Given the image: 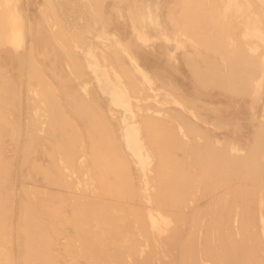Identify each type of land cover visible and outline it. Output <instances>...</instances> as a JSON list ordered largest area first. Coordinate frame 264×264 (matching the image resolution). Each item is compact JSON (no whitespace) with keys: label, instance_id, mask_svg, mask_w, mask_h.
I'll return each instance as SVG.
<instances>
[{"label":"rangeland","instance_id":"rangeland-1","mask_svg":"<svg viewBox=\"0 0 264 264\" xmlns=\"http://www.w3.org/2000/svg\"><path fill=\"white\" fill-rule=\"evenodd\" d=\"M47 1L17 2L25 21L22 31H27L25 45L19 49L23 63L10 61L4 54L8 48L0 46V264H238L239 260L242 264H260L258 253L261 252L257 245L263 241L259 209L264 208V180H261L264 179V75L260 71L252 73L246 65L252 64L251 59L244 63L248 51H240L247 50L249 41L246 39L260 40L256 41L258 51L250 56H256V63L261 65L264 7L254 3L256 0L233 5L226 9H231L232 13L225 12V15L229 13L227 19L223 16L228 20L225 21L220 17L224 14V10L220 12L224 6L221 0L215 3L214 0H197L196 5L189 2L192 0H99L98 4H94L96 0ZM199 1L201 8L200 5L197 8ZM232 1L224 0V3ZM219 2L223 5L220 9L217 8ZM53 3L57 12L52 8ZM95 5L99 9L93 7ZM178 9H182L178 11L182 14L184 9L189 10L182 17L175 12ZM64 22L71 31L69 43L73 58L60 43L59 36L53 34L55 29L54 33L58 34L66 27ZM179 22L185 27L178 26ZM225 24L226 29L231 30H222L227 36L219 31ZM247 25L260 28L262 34L252 33L246 37ZM237 26L244 29L238 30ZM31 27L47 35V46L39 47L43 55L36 67L41 66V75L49 80L37 77L35 69L29 73L35 67L30 68L27 58ZM214 30L225 37H216ZM186 31L190 37L185 35ZM204 33L208 41L211 40L208 47L207 39L204 43L196 42ZM216 38H219L218 44ZM215 44L224 46L218 51ZM80 48L93 54L103 68L101 73L109 74L114 86L130 102L137 116L129 121L140 123L142 114H147L160 119L167 129L169 126L178 128V124L182 127L185 136L175 133L183 140V145L177 143L176 147H171L163 141L156 143L155 136L146 133L148 128L140 123L142 139L152 156L149 181L153 188L150 195L154 199L142 198L138 190L136 159L122 141L124 110L110 103L94 76L95 61L85 52L78 53ZM224 52L228 59L223 56ZM130 57L143 69L155 92ZM218 64L225 66L222 75L215 69ZM114 70L123 77L124 83L113 76ZM32 74L36 77L30 78ZM242 74L250 78V89L240 86L244 79H249L243 76L240 80ZM38 78L39 84L35 82ZM45 80L51 84L45 85ZM42 84L48 89L44 95L37 89ZM157 91L160 93L155 97ZM37 92L41 99L36 96ZM48 95H55L58 99L51 100L52 103L57 100V104L52 105L50 101V106L46 107L50 100ZM176 101L178 104L174 103ZM51 105L53 110L61 109L66 118L54 110L56 116H60L53 120L57 118L50 110ZM43 109L47 115L53 113L52 118L50 114L46 118ZM54 122L61 130L52 127L56 125ZM48 126L52 131L59 129L63 135L68 132L65 135L70 138L76 135L79 146L75 145L86 149L85 152L73 147L75 141L68 138L72 142V145L67 142L69 148L66 137L62 147L60 135L55 136L56 131L52 133ZM89 131L92 135L97 132L96 139ZM52 135L57 140L49 137ZM40 143L46 146L40 147ZM94 143L97 146L94 147ZM71 147L77 152L71 151ZM81 155L86 157L82 164L79 163ZM123 161L126 169L119 165ZM235 168L244 173L241 171L238 177L239 170ZM233 169L237 170L239 180L234 178ZM248 170L249 179L257 172L261 181L256 180V175L258 185L247 177L242 179V175H248ZM229 179L230 184L234 181L233 188ZM235 181L238 182L234 184ZM75 185L79 189H75ZM231 202L236 205H230ZM229 206L235 207L236 212L232 213ZM151 207L167 218L166 230L158 232L149 226L145 212ZM249 209H254L252 214L258 211L255 212L258 217L250 214ZM231 215L237 219L233 225L237 227L238 220L242 225H238L237 232L229 229ZM249 226L252 229H248ZM254 226L258 231H253ZM29 235L38 241L29 239ZM20 237L27 239L26 245L22 243L26 239L21 241ZM28 241L34 242L33 249L27 246ZM18 242L22 243L20 247Z\"/></svg>","mask_w":264,"mask_h":264},{"label":"bare ground","instance_id":"bare-ground-1","mask_svg":"<svg viewBox=\"0 0 264 264\" xmlns=\"http://www.w3.org/2000/svg\"><path fill=\"white\" fill-rule=\"evenodd\" d=\"M20 0H0V46H2L3 48H8V50L6 49V51H5V56L10 60V61H19V62H21V63H23V59H22V55L19 53L20 51H19V49L20 48H23L24 47V45H25V39L27 38V31H22L23 30V24H24V22L25 21H22V17H21V12H20V9H19V6H18V3L17 2H19ZM91 1V0H90ZM97 1V2H96ZM96 1H94L95 3L94 4H98V2H99V0H96ZM195 1H197V0H192V1H189L190 3H193L194 2V4L196 3ZM220 1V0H219ZM46 2H48L47 0H46ZM45 2V3H46ZM49 2H51V1H49ZM93 2V1H92ZM91 2V3H92ZM112 2V1H111ZM217 2V1H216ZM249 2H254V0H234V1H232V2H226V3H224V0H223V2H222V0H221V3L222 4H224V6L219 2V6L217 7L218 9H220L222 6V8L223 9H221V13L223 12L222 10H224V14L222 13V15L220 16V17H222V18H224V17H226V16H228L229 15V13H228V15L226 14L225 15V12H227V11H229L230 13H232V11H231V9L230 10H226V9H229L231 6H233V5H236V6H239V5H241V4H246V3H249ZM100 3L102 4H104V1L103 2H101L100 1ZM173 3H174V1H173ZM199 4L197 5V8H198V6L201 4V2L199 1L198 2ZM213 3H215V0H214V2ZM254 3H257V5H259V6H261V7H264V0H256ZM93 4V3H92ZM93 4V5H94ZM218 4V2L215 4V5H217ZM177 5V4H176ZM179 5V4H178ZM184 6L185 5H187V3H185V4H183ZM196 5V4H195ZM220 5H221V7H220ZM253 5V3H251V4H249L247 7L249 8V7H251ZM46 6H47V4H46ZM88 6V5H87ZM98 6V5H97ZM101 6H103V5H101ZM194 6V5H193ZM93 7H95V8H98L99 9V6L98 7H96V5L95 6H93ZM191 7V6H190ZM196 7V6H195ZM56 12H57V9H56V6L54 5V3H53V7H52ZM183 8V7H182ZM199 8H201V5L199 6ZM44 9H45V7H44ZM43 9V10H44ZM98 9L96 10V9H94V10H96V11H98ZM102 9V8H101ZM168 9V8H167ZM260 9H262V8H260ZM179 10H182V9H178L177 11L175 10V12H177V15H179V13H180V15L179 16H181V12H178ZM184 10H189V9H184ZM194 10V9H193ZM197 10V9H196ZM50 11V10H49ZM54 11V12H55ZM100 11V10H99ZM185 11V12H186ZM55 12V13H56ZM185 12L182 14V17H184L185 16ZM52 15V14H51ZM50 15V16H51ZM53 15H54V13H53ZM55 15H57V14H55ZM123 15V14H122ZM165 15V14H164ZM225 15V16H224ZM224 16V17H223ZM60 17V16H59ZM92 17V16H91ZM231 17V16H230ZM229 17V18H230ZM51 18H52V16H51ZM55 18H56V16H55ZM181 18V17H180ZM232 18V17H231ZM230 18V19H231ZM236 18V17H235ZM235 18H233L234 20H235ZM109 19V18H108ZM164 19V18H163ZM182 20H183V18H181ZM180 19V22H183L182 20ZM225 19V18H224ZM226 19H227V17H226ZM225 19V21H228V20H226ZM56 20H58V16H57V19ZM177 21H179L178 19H177ZM176 21V22H177ZM224 21V22H225ZM231 21V20H230ZM230 21L228 22V23H230ZM57 22H60V19H59V21H57ZM62 22V21H61ZM180 22L179 23H177L178 24V26H180V27H182V26H184L183 25V23H181L182 24V26H181V24H180ZM185 22V21H184ZM40 24V23H39ZM64 24H65V26L66 27H64L63 28V30H61L58 34L57 33H54L55 31H56V29H55V31L53 32V34L57 37V36H59V39H60V43L63 45V47L65 48V50H66V52L69 54V57L70 58H73V57H75L74 56V54L72 53V44H70L71 42L69 41V36H70V34H71V31H69V27H68V24L67 23H65L64 22ZM224 24V23H223ZM227 24V23H226ZM226 24H225V26H223L222 28L223 29H220L219 31H222V30H230V25H228V27H229V29L227 28L226 29ZM231 24H232V22H231ZM45 25V24H44ZM56 25H57V27H58V23H56ZM174 25V24H173ZM176 25V24H175ZM238 25V24H237ZM200 26V25H199ZM198 26V27H199ZM239 26V25H238ZM237 26V27H238ZM40 27V26H39ZM180 27H178V28H180ZM185 27V26H184ZM240 27V26H239ZM238 27V30L239 29H244V28H239ZM175 28H177V27H175ZM183 28V27H182ZM232 28V27H231ZM251 28V29H250ZM42 29H44L43 28V26H42ZM181 29V28H180ZM185 29V28H184ZM196 29V28H195ZM65 30V31H64ZM117 30V29H116ZM182 30V29H181ZM208 30V29H207ZM206 30V31H207ZM238 30H236V31H238ZM185 31V30H184ZM188 31V30H187ZM186 31V36L188 37V35L187 34H189L188 32ZM206 31H204V32H206ZM226 31V32H227ZM231 31V30H230ZM229 31V32H230ZM45 32V31H44ZM90 32V31H89ZM99 32V31H98ZM181 32V34H182V31H180ZM214 32H216V30H214ZM232 32H234V31H232ZM243 32V31H242ZM222 33H224V31H222ZM234 33H237V32H234ZM238 33H239V31H238ZM252 33H259L260 35L262 34V30H260V28H254V27H249V25H247V26H245V33H244V35L246 34V37H247V34L249 35V34H252ZM214 34V33H213ZM215 34H217L216 35V37L218 36L219 38H222L223 36L225 37V35H226V33H224L225 35H223V36H221V34H219V33H215ZM227 34H229V33H227ZM29 35H30V38H31V41H30V45H29V53H28V55H27V58H28V60L30 61L29 63H31V66H30V68L31 67H34L33 68V70H31L29 73H31V72H33L34 71V69H35V72L34 73H37V77H39L40 79H41V69H40V67H36V65L37 66H39L38 64H37V62L39 63V62H41L40 60V58H41V56L43 55V53L41 52V51H39V47L40 46H43L44 47V45H46L47 46V35H46V33H42V32H40V31H38V28H37V30L35 31V30H33V28L31 27L30 29H29ZM46 35V36H45ZM163 35H164V33H163ZM192 35H196L195 33H193ZM220 35V36H219ZM232 35V37H234V35H233V33L231 34ZM238 35V34H237ZM236 35V36H237ZM239 35H241V34H239ZM206 34L204 33L203 35H202V37L200 38V40H198V41H196V42H199V43H204L205 42V40L208 42V44H207V47H208V45L209 44H211V43H209V42H211V40L210 41H208V38H206ZM212 36V35H211ZM227 36V35H226ZM51 37V36H50ZM189 37H190V34H189ZM196 37V36H195ZM195 37H193V39L195 38ZM213 37H214V35H213ZM212 37V38H213ZM228 37H229V35H228ZM227 37V38H228ZM240 37H242V36H239V38ZM250 37H253V35H251ZM215 38V37H214ZM219 38H216V40H217V44H218V40H219ZM234 38H236V37H234ZM238 38V37H237ZM238 38V39H239ZM48 39H50V38H48ZM211 39V38H210ZM225 39V38H224ZM230 40H231V42H233L232 40L233 39H231V37L229 38ZM237 39V40H238ZM195 40V39H194ZM213 40V39H212ZM215 39L213 40V42H215L216 41ZM221 40V39H220ZM227 41H228V39H226ZM226 40H224V41H226ZM230 40L228 41V42H230ZM246 40H248L249 41V45L247 46V50H241L240 52H243V53H246V51H248V53H249V56L247 55V57L245 58V62L244 63H246L247 61H248V59L250 58L251 59V61H252V64H246V65H248V67H250L251 68V70L250 71H252V73H256L257 71H260V72H262L263 73V75H264V55H261V65H259L258 63H256V60L254 59L256 56H250V55H252V53H254V52H256V51H258V44H257V42L258 41H260V40H253V41H251V40H249V39H246ZM245 40V41H246ZM89 41H91V40H89ZM109 41V40H108ZM222 41V40H221ZM226 41V42H227ZM239 41H241V39H239ZM257 41V42H256ZM49 42V41H48ZM50 42H51V39H50ZM49 42V43H50ZM70 42V43H69ZM212 42V43H213ZM263 44H264V40H262L261 41ZM48 43V44H49ZM216 43V42H215ZM224 43V42H223ZM52 44V42L50 43V45ZM105 44V43H104ZM214 44V43H213ZM224 44H226V43H224ZM245 44V43H244ZM106 45V44H105ZM201 45V44H200ZM216 45V44H215ZM223 45V44H222ZM222 45H220L221 47H222ZM20 46V47H19ZM45 46V47H46ZM104 46V45H103ZM211 46V45H210ZM217 46H219V45H216V47ZM224 46V45H223ZM239 46H240V44H239ZM243 46V45H242ZM241 46V47H242ZM245 46V45H244ZM19 47V48H18ZM50 47V46H49ZM55 47H56V45H55ZM211 47H213V48H215L214 47V45H212ZM221 47H217V49H218V51H219V48H221ZM238 48V47H237ZM10 49V50H9ZM12 49V50H11ZM50 49V48H49ZM57 49V48H56ZM60 49V48H59ZM79 49V48H78ZM209 49H211V51H213L214 49H212V48H210L209 47ZM209 49H207L208 50V52H210L209 51ZM87 51H88V49H86ZM85 50V48H80V50H78L77 52L78 53H80V54H84V52L86 51ZM99 50V49H98ZM206 50V51H207ZM237 50V49H236ZM236 50H235V52H236ZM50 51V50H49ZM100 51V50H99ZM217 51V52H218ZM221 51H223V50H221ZM231 51H232V49H231ZM233 51H234V49H233ZM0 52H2V50L0 51ZM235 52H233L234 54H235ZM49 53V52H48ZM60 53V52H59ZM86 53V52H85ZM223 54H225V55H223V56H226L227 58H225V59H228V54H226V52H224ZM46 55V54H45ZM57 55H59V54H57ZM60 55H61V53H60ZM86 55H87V57L88 56H90V57H88V58H93V60L95 61V69H96V71H95V78L97 79V82L99 83V85H100V87H101V89H102V91L104 92V93H106L108 96H109V100H110V103H112V104H114V105H116V106H118V107H121L123 110H124V118H122V122L125 124V131L123 132V134H122V141H123V143H125V145H126V147H127V149L131 152V154H132V156L136 159V161H135V163L137 164V166H138V171H139V174L137 175V180H138V190H140L141 191V193H142V198H144V199H146V200H150V198H151V195H150V193L153 191V188H152V185L150 184V181L149 180H151V176H150V174H151V171H152V169H151V165H152V156H151V152H149V150H148V147L146 146V144H145V142H144V140L142 139V136H141V130H140V123H141V125H144V127L146 128V130H147V128H148V131L146 132V133H150L151 135H152V137L153 136H155V138L154 139H157L156 140V143H159V141L161 142V141H163L164 143H166V144H168L169 146H171V147H176L177 146V143L180 145V146H182L183 144L182 143H184V142H182L181 140H180V136L178 135V134H176L175 132H181L182 133V135L183 136H185V134L182 132V130H181V126H180V124H178L177 125V127L178 128H175V127H168V129L167 128H165V126L164 125H161V120L160 119H158V118H156L155 116H152V115H150V116H148L147 114H142V117H141V119H140V123L138 122V121H129L130 120V118H134V119H136V113L134 112V109H133V107L130 105V102L128 101V100H126V99H124V97L122 96V95H124V94H122V93H120L119 91H118V89H117V87L116 86H114V84L112 83V81L114 80V79H112V81H111V76L109 75V74H106L105 76L101 73V71L103 70V68L98 64V62H97V60L94 58V56H93V54H91L90 55V53H86ZM233 55V54H232ZM258 55V54H257ZM0 57H1V55H0ZM230 57V56H229ZM258 57H259V55H258ZM223 58V57H222ZM130 59H131V62L133 63V65L135 66V68L140 72V74H142L143 75V77H144V79L147 81V84L148 85H150L151 86V82H150V80L148 79V77L146 76V74H145V72L143 71V69L138 65V63H137V61L135 60V59H133L132 57H130ZM224 59V60H225ZM64 60V59H63ZM257 60H258V58H257ZM35 62H36V64H35ZM260 62V61H259ZM20 63V64H21ZM32 63H34V64H32ZM93 63V62H92ZM227 63V62H226ZM30 65V64H29ZM33 65V66H32ZM224 65V64H223ZM257 65V66H256ZM90 66V65H89ZM20 67V66H19ZM224 67L225 66H223V68L221 67V65L220 64H218V66H217V68H215L216 69V71H217V73H218V75H222V71H223V69H224ZM29 68V69H30ZM246 69H248V68H246ZM88 70V69H87ZM106 71H107V69H105ZM19 71H20V69H19ZM221 72V73H220ZM43 74V73H42ZM93 74V73H92ZM20 75H21V73H20ZM36 75V74H35ZM34 74H32V75H30V78L32 77V76H35ZM43 76L44 77H46L44 74H43ZM42 76V78L44 79V77ZM113 76L115 77V78H117L118 80H120L122 83H124L123 81H122V76L120 75V74H118L115 70L113 71ZM244 74H242L241 76H240V80H242L245 76H247V75H245L244 77ZM257 76V75H256ZM36 77V76H35ZM34 77V78H35ZM248 77V76H247ZM33 78V79H34ZM39 78L37 79V80H39ZM249 78V77H248ZM36 79V78H35ZM48 78L46 77V80H47ZM30 80H32V79H30ZM37 80H35V82H38V84H39V82H40V80L39 81H37ZM46 80L44 81V83L46 82ZM49 80V79H48ZM43 80H41V82H42ZM92 81H94V80H92ZM180 81V80H179ZM51 82V81H50ZM49 81L48 82H46L45 83V85L47 84V86H48V83H50ZM175 82V81H174ZM43 83V84H44ZM114 83H115V81H114ZM180 83H182V82H180ZM37 84V83H36ZM41 84V83H40ZM42 84V86H41V88H38L37 87V89H38V91L40 90V91H43V92H41V94H43V93H45L44 91H48V89H46V86L45 85H43ZM51 84V83H50ZM242 84L243 85H240V86H243V88H246V89H250V87H249V84H252V82H251V80H250V78L249 79H244L243 80V82H242ZM31 84H29V86H30ZM32 86V85H31ZM39 86V85H38ZM39 86V87H40ZM51 86V85H50ZM53 87V86H52ZM88 87V85L86 86V88ZM104 87V88H103ZM44 88H45V90H44ZM49 89L51 88V87H48ZM55 88V87H54ZM263 88H264V85H263ZM51 89H53V88H51ZM56 89V88H55ZM85 89V88H84ZM150 89L152 90V91H154L155 92V90H154V88L151 86L150 87ZM35 91H36V89H35ZM34 91V92H35ZM50 91V90H49ZM52 91V90H51ZM58 90L56 89V92H57ZM53 92L55 93V91L53 90ZM51 93L52 95L54 94V93ZM36 93V92H35ZM38 93V92H37ZM46 93H50V92H46ZM59 93V92H58ZM86 93V92H85ZM160 92L159 91H157L156 92V94H155V97H157V95L159 94ZM87 94V93H86ZM35 95V94H34ZM44 95V94H43ZM51 95V96H52ZM56 95V94H55ZM54 95V97L55 98H57L56 96ZM36 96L38 97V96H40L39 95V93H38V95L36 94ZM46 96H47V94H46ZM51 96H49L48 95V99L50 98V100H47L48 102H47V104H45V105H47L46 107H49L48 106V104L50 103V101H51V103H52V100L54 99V97H51ZM43 97V96H42ZM166 98L168 97V96H165ZM39 99H41V97H38ZM51 98H52V100H51ZM38 99V100H39ZM58 99V98H57ZM173 99V98H172ZM175 100H177V99H175ZM41 101V100H40ZM43 101H44V98H43ZM174 101V100H173ZM172 101V102H173ZM42 102V101H41ZM54 102H55V100L53 101V103H52V105L54 104ZM56 102H58L57 100H56ZM55 102V103H56ZM61 102V101H60ZM59 102V104H61ZM46 103V102H45ZM50 103V104H51ZM174 103H177V101L176 102H174ZM178 103H179V100H178ZM177 103V104H178ZM57 104V103H56ZM55 104V105H56ZM181 104V103H180ZM52 105H51V107H50V110H52L53 112H54V110H56V111H58L57 110V108L56 109H54L53 110V108H52ZM54 105V106H55ZM61 106V105H60ZM60 106H59V108H60ZM110 106V105H109ZM179 106V105H178ZM182 106V105H181ZM180 106V107H181ZM62 107V106H61ZM45 108V107H44ZM63 108V107H62ZM47 109V108H46ZM49 109V108H48ZM186 109V108H185ZM50 110H49V112H50ZM122 110V111H123ZM43 111H44V109H43ZM46 111V110H45ZM45 111L43 112V113H45ZM60 112H61V109L59 110ZM58 111V112H59ZM64 111V110H63ZM48 112V111H47ZM59 112V113H60ZM74 112V111H73ZM156 112H159V111H156ZM168 112V111H167ZM55 113V112H54ZM62 113H64V112H61V114L60 115H62V117L63 116H65V115H63ZM126 113H129L130 114V117H128L127 116V114ZM30 114V113H29ZM46 114V113H45ZM50 113H48V115H49ZM56 114L57 113H55L54 115L56 116ZM77 114V113H76ZM76 114H74V115H76ZM141 114V113H140ZM47 114L45 115V117L46 116H48ZM53 116V113H51L49 116H50V118H52V116ZM60 115H58V116H60ZM170 115V114H169ZM44 116V115H43ZM58 116H56L55 118H57ZM91 116V115H90ZM258 116V115H257ZM256 116V117H257ZM44 117V118H45ZM68 117V116H67ZM76 117H78V116H76ZM180 117V116H179ZM255 117V118H256ZM47 118V117H46ZM45 118V119H46ZM49 118V119H50ZM59 118V117H58ZM58 118L57 119H53V120H58ZM65 118H66V116H65ZM68 119H69V117H68ZM133 119V120H134ZM260 119H262V118H260ZM53 120H52V123H53ZM64 120V119H63ZM69 120H72V119H69ZM222 120V119H221ZM65 121H67L68 123H69V121L68 120H66L65 119ZM74 121V120H73ZM220 121V120H219ZM32 122V121H31ZM35 122V121H34ZM56 122V121H55ZM54 122V124H58V122H59V125H62V123L60 122V120L58 121V122H56L55 123ZM63 122V121H62ZM87 122H89V121H87ZM205 122V121H204ZM36 123V122H35ZM48 123H51V121L49 120V122ZM74 123H75V121H74ZM89 123H91V122H89ZM34 124V123H33ZM38 124V123H37ZM53 125L52 127H60V126H58V125ZM75 124H77V123H75ZM75 124H74V127H79V126H75ZM40 125V124H39ZM47 125H49L50 126V124H47ZM67 125V124H66ZM65 125V126H66ZM71 125V124H70ZM221 125V124H220ZM48 126V127H49ZM68 126H69V124H68ZM67 126V127H68ZM90 126V125H89ZM196 126V125H195ZM212 126V125H211ZM51 127V126H50ZM49 127V128H50ZM56 127V128H57ZM71 127V126H70ZM49 128H46V130H49ZM55 128V129H56ZM66 128V127H65ZM69 128V127H68ZM66 128L67 130H69L70 129V131H71V128ZM191 128H193V127H191ZM219 128V127H218ZM53 129V128H52ZM52 129L50 128V130L52 131ZM60 130H61V127L59 128ZM59 129H56L55 131H56V133H53V132H55L54 130L52 131V133L53 134H55V136H58V135H60V143H62V140H63V143H62V147L65 145L64 144V139H66L65 140V142L67 143H70L69 145H72L71 143L72 142H70V141H68V138L69 139H73L74 141L75 140H77V139H75L76 138V135H71V134H73V133H71V132H69V134L72 136V137H74L75 136V138H70V136H66L65 135V133L67 134L68 132H66L65 131V133H64V135H63V132H59ZM80 129V128H79ZM91 129H92V126H91ZM91 129H90V131H91ZM95 129V128H94ZM160 129V130H159ZM196 129V128H195ZM220 129V128H219ZM75 130H76V128H75ZM74 130V131H75ZM89 130V129H88ZM151 130V131H150ZM158 130V131H157ZM64 131V130H63ZM89 131V133H91ZM94 131V130H93ZM150 131V132H149ZM154 132V133H151V132ZM156 131H157V135H156ZM45 132V131H44ZM47 132V131H46ZM81 132V131H80ZM158 132H160V133H158ZM187 132H189V133H191L190 131H188L187 130ZM27 133V132H26ZM49 133V132H48ZM51 133V134H52ZM60 133V134H59ZM76 133H78V132H76ZM96 131H95V133H93V135H92V133H91V135L93 136V138H95L94 137V134L96 135ZM145 133V134H146ZM56 134H58V135H56ZM79 134V133H78ZM82 134V133H81ZM150 134H148V136L150 135ZM188 134V133H187ZM53 136V135H52ZM49 136V137H51L52 139H54V137L55 136ZM62 136V137H61ZM79 136V135H78ZM81 137L83 136V135H80ZM263 136V135H262ZM64 137H66V138H64ZM150 137V136H149ZM59 138V137H58ZM62 138V139H61ZM64 138V139H63ZM77 138H79V137H77ZM98 138V137H97ZM263 138H264V136H263ZM56 139V138H55ZM55 139H54V141H55ZM82 139H83V137H82ZM96 139V138H95ZM154 139H153V141H154ZM57 140V139H56ZM84 140V139H83ZM104 140V139H103ZM151 140V139H150ZM159 140V141H158ZM80 141H81V139H80ZM57 142H59V141H57ZM78 142V141H77ZM76 141L75 142H73L74 143V145H75V143H76V145L78 144ZM82 142H84V141H82ZM262 142V141H261ZM68 143H67V146H69L68 145ZM91 143V142H90ZM263 143H264V141H263ZM92 144V143H91ZM95 144V143H94ZM40 145V147H45L46 145L45 144H42V143H40L39 144ZM56 145H58V144H56ZM61 145V144H60ZM73 145V147H77V146H79V144L76 146H74ZM59 146V145H58ZM81 146V145H80ZM86 146V145H85ZM93 146V145H92ZM95 146H97L96 144L94 145V147ZM66 147V146H65ZM73 147H71V151H72V149L74 150V151H76L77 152V149H79V150H86V149H80L79 147H77V149L75 148H73ZM82 147H84L83 145H82ZM58 148H61V147H58ZM69 148H70V146H69ZM68 148V149H69ZM84 148H86V147H84ZM202 149V148H201ZM58 150H60V149H58ZM57 150V151H58ZM127 150V151H128ZM177 150V149H176ZM200 150V149H199ZM70 151V150H69ZM70 151V152H71ZM177 151H179V150H177ZM195 151V150H194ZM60 152V151H59ZM81 152V151H80ZM85 152V151H84ZM115 152V151H114ZM176 152V151H175ZM197 152H198V149H197ZM62 153V155H63V152H61ZM61 153H59V155L61 154ZM72 153V152H71ZM70 153V154H71ZM196 153V152H195ZM210 153V152H209ZM68 154V153H67ZM61 155V156H62ZM72 155H74V156H76L74 153H72ZM78 155H80V154H78ZM114 155V154H113ZM67 156V155H66ZM69 156V155H68ZM85 155H81V159L79 160V163H84V161H85ZM103 158V157H102ZM39 159V158H38ZM230 159V158H229ZM70 160L72 161V159H71V157H70ZM235 160H236V158H235ZM61 161H63L62 159H61ZM65 161V160H64ZM63 161V162H64ZM88 161V160H87ZM86 161V162H87ZM229 161V160H228ZM66 163L68 162V160L67 161H65ZM85 162V163H86ZM119 162H120V160H119ZM231 163V162H230ZM233 163V162H232ZM242 163V162H241ZM89 164V163H88ZM87 163H86V165H88ZM126 163L123 161V162H121V164L119 163V165H123V167H125L126 165H125ZM233 164H235V163H233ZM236 164H237V162H236ZM238 164H240V163H238ZM73 165V164H72ZM83 165H85V164H83ZM82 165V166H83ZM244 166H246L245 164H244ZM243 166V167H244ZM67 167H69V166H67ZM72 166H70V168H71ZM87 167H89V165L87 166ZM127 168V166L125 167V169ZM129 168V167H128ZM244 168H246V167H244ZM264 168V167H263ZM235 169H237V168H235ZM235 169H233V170H235ZM70 170V169H69ZM69 170H67V172H69ZM73 170V169H72ZM237 170H239V169H237ZM237 170H235V174H233V172H231L230 171V176H231V173L233 174V175H235V177L234 178H236L237 177V175H238V177H239V175L243 172L242 170V172L239 170V172L237 171ZM255 170V169H254ZM127 171V170H126ZM236 171H237V175H236ZM253 171V170H252ZM262 171V170H261ZM73 172V171H72ZM254 172V171H253ZM257 172H260V169L259 170H257ZM257 172H256V175H257ZM71 173V172H70ZM74 173V172H73ZM127 173V172H126ZM240 173V174H239ZM244 173V172H243ZM247 174L249 173L250 174V170H248V172H246ZM262 173V172H261ZM246 175L245 176V174L244 175H242L243 177H242V179H244V177L246 178H250L249 176L250 175ZM253 174V176L251 175V179H249V180H251V183H252V181L255 183H257L258 181H260L257 177H259V175H255L254 173H252ZM262 174H264V173H262ZM232 175V176H233ZM73 176H74V174H73ZM231 176V177H232ZM241 176V175H240ZM255 176H256V180H258V181H256L255 180ZM128 177V176H127ZM231 177H229V178H231ZM236 178V179H238L239 180V178ZM252 177H254V180H253V178ZM261 177H263L262 175H261ZM246 178V179H247ZM235 179V180H236ZM230 180L231 179H229V184H230ZM233 180V179H232ZM241 180V179H240ZM245 180V179H244ZM243 180V181H244ZM249 180H247L248 182H250ZM261 180H264V179H261ZM246 181V182H247ZM232 182H234V181H231V184H232ZM236 182H238V181H235V183L234 184H236ZM241 182V181H240ZM261 182V181H260ZM260 182H258V183H260ZM80 182L78 181V183L77 184H79ZM126 183V182H125ZM242 183V182H241ZM254 183L252 184L253 186H255L254 185ZM258 183L256 184V185H258ZM76 184V185H77ZM127 184V183H126ZM231 184H230V187H232L233 188V186H231ZM246 184V183H245ZM76 185H75V189H79V187H76ZM159 185V184H158ZM239 185H240V183H239ZM244 185V184H243ZM251 185V184H250ZM260 185V184H259ZM237 186H238V183H237ZM261 186V185H260ZM159 188H160V186H158ZM234 187H235V185H234ZM244 188L246 187L245 185L243 186ZM226 188V187H225ZM236 188H238V187H236ZM261 189V188H260ZM232 190V189H231ZM225 192H226V190H225ZM262 192V191H261ZM262 195V194H261ZM222 197H224V196H222ZM254 197V196H253ZM219 198H221V196L219 197ZM237 198H239V197H237ZM151 199H154V196L151 198ZM254 199H255V197H254ZM240 200V199H239ZM232 201H235L234 199L232 200ZM242 201V200H241ZM256 201V200H255ZM254 202V201H253ZM232 204H230V205H236V202H231ZM234 203V204H233ZM263 206V205H262ZM230 207H232V209L231 210H233V209H235V207L233 208V206H229V209H230ZM229 209H227V212L228 211H231V210H229ZM252 209H249V212H250V214H252L251 212H253L254 211V209H253V211H251ZM256 210V209H255ZM232 213L233 212H236V211H231ZM230 212V214H232ZM255 212H258V211H255ZM255 212L252 214L253 216H255ZM146 215H147V220H148V222H149V226L152 228V229H154L155 231H158V232H160V231H164V230H166L167 229V218L162 214V212L161 211H159V210H156V209H154V207H151V208H148V210H146ZM226 213V212H225ZM259 213H260V216H259V222H260V230H261V232H262V239H263V241L261 240V241H259V244L257 245L258 246V248L260 249V252L261 253H258V255H259V263L260 264H264V208L262 207L261 209H259ZM236 214V213H235ZM235 214H232V215H235ZM145 215V214H144ZM231 215V220L233 219L232 216ZM257 215V214H256ZM252 216V217H253ZM256 217V216H255ZM258 217V216H257ZM256 217V218H257ZM79 219V218H78ZM77 219V223H78V220ZM253 219H255L254 217H253ZM252 219V220H253ZM73 220V219H72ZM81 220H83V219H81L80 218V221ZM237 219H233L232 221H230V226H229V229H231L233 232L235 231V232H237V231H239V227H238V225L240 226L241 224L239 223V220H238V225H237V227L235 226V225H233V222H235ZM258 220V219H257ZM255 221V220H254ZM75 222V221H74ZM73 222V224H75ZM82 222V221H81ZM259 222H258V224H259ZM256 223V222H255ZM76 225V224H75ZM74 225V226H75ZM255 225V224H254ZM242 226V225H241ZM240 226V227H241ZM258 226V225H257ZM252 227V226H251ZM250 226H249V228L248 229H250L251 228ZM255 227V226H254ZM253 227V228H254ZM24 228V230H25V228L27 229V227L25 226V227H23ZM246 230V231H248V233H249V230ZM252 229V228H251ZM257 229H259L258 227L256 228H254L253 229V231H256ZM30 231H31V229H29ZM242 230V229H241ZM259 230V231H260ZM26 231V230H25ZM251 231V230H250ZM258 231V230H257ZM29 234H30V232L29 231H27ZM28 233H24V234H28ZM258 233V232H257ZM24 234L22 235L23 237H24ZM250 234V233H249ZM256 235H258V234H256ZM255 235V236H256ZM28 236V235H27ZM27 236H25L26 238H28ZM31 236H33V235H31ZM30 235H29V239H31V240H37L38 241V239H34V238H36V237H31ZM260 236V235H259ZM22 237V238H23ZM21 238V237H20ZM22 238H21V241H22ZM26 238H23L24 240L26 239ZM261 238V237H260ZM260 238L258 237L257 239L258 240H260ZM40 239V238H39ZM47 240V239H46ZM21 241H19V242H21ZM49 241H50V239H49ZM49 241H48V243H49ZM18 242V243H19ZM26 242H27V239L25 240V242H22V243H25V245H26ZM40 242V241H39ZM21 243V244H22ZM20 243H19V247H20V245H21ZM51 245V244H50ZM23 246H24V244H23ZM27 246H31L32 247V249L34 248V242L33 241H28V243H27ZM27 246H25V247H27ZM49 246V245H48ZM260 246V247H259ZM45 248V247H44ZM20 252H23V251H21V250H19ZM24 252H25V250H24ZM36 253V252H35ZM243 263V261H238V264H242ZM22 264H24V262H22Z\"/></svg>","mask_w":264,"mask_h":264}]
</instances>
